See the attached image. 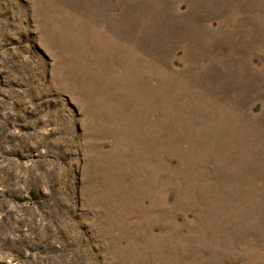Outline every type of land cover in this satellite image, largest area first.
<instances>
[{"label":"rangeland","instance_id":"374dc122","mask_svg":"<svg viewBox=\"0 0 264 264\" xmlns=\"http://www.w3.org/2000/svg\"><path fill=\"white\" fill-rule=\"evenodd\" d=\"M0 264H264V0H0Z\"/></svg>","mask_w":264,"mask_h":264}]
</instances>
